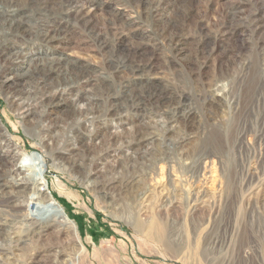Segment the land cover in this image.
<instances>
[{"label":"rangeland","instance_id":"rangeland-1","mask_svg":"<svg viewBox=\"0 0 264 264\" xmlns=\"http://www.w3.org/2000/svg\"><path fill=\"white\" fill-rule=\"evenodd\" d=\"M100 2L99 9L85 8L94 14L95 22L101 27L109 20V14L116 18L125 16L134 23L138 21L129 9L121 8L114 1ZM175 2V13L182 16L190 3L187 0ZM191 16L185 31L188 49L204 39L205 51L212 55L208 59L200 54L199 57L191 55L199 61L193 66L197 76L189 80L186 73L184 82L177 81L162 55L154 60L162 72L159 84H171L168 90L173 96L186 93L187 104L196 109V115L185 122H172L174 128L165 135L167 139L145 146V150L151 152L158 145L171 149L173 153L168 163H159L154 172L135 164L131 159L135 150L131 147L136 142L129 135L130 121L123 124L109 118L95 121L93 129L90 125L73 128L72 133L77 132L78 139L73 138L76 134H70L71 128L63 127L60 155H56L58 160L59 156L63 159L47 160L49 191L58 203L62 201L69 206L73 217L81 220L82 228H79L66 210L68 218L78 226L85 246L80 264H264V52H260L264 48V27L252 35L255 19L261 18L259 24L264 26V0H197ZM194 30L204 32L200 35L193 33ZM139 34L137 31L133 37H124L122 45L136 47ZM31 39L17 35L10 41L14 43H9L7 54L15 53L21 46L28 47ZM76 43H60L58 50L50 55L98 66L102 61L100 56L87 50L85 44ZM30 49V53L39 50L34 46ZM37 54L29 56L37 57ZM175 55L177 52L171 50L170 57L173 59ZM14 60L15 68L1 71L0 85L27 68ZM250 62L253 67L249 70L246 65ZM220 73L231 79L211 87L214 77ZM232 79L236 81L233 83ZM113 81L115 85L119 83L118 79ZM224 93H230L232 100L220 106ZM209 94L215 97L213 103V99L205 100ZM232 103L237 110H231ZM47 113L43 121L55 123L65 122L75 114L71 102L50 108ZM133 116L127 118L134 119ZM0 118L22 151L21 162L28 158L27 154L50 153L51 147L44 141L45 133L34 128V117L27 119L17 113V107L1 90ZM149 126L145 124V128L150 129ZM0 142V231L3 232L0 264H70L78 253L70 229L56 225L45 233L43 230L35 232L31 240L26 239L32 234V225L24 221L28 213L19 208L17 195L8 194L17 193L18 189L11 184L13 159L5 156L4 143L1 139ZM66 142L77 143L89 155L83 169H69L61 164ZM93 151L103 154L101 162L97 158L90 163ZM143 155L145 153L138 157ZM162 164L165 167L160 169ZM89 169L99 170L102 184L112 183L110 187L120 185L125 177H142L145 172L148 177L138 179L140 182L130 190L117 186L112 198L103 200L84 179ZM83 171L85 176H82ZM58 181L62 187L58 186ZM3 184L7 185L2 187ZM201 191L209 193L207 201L198 195Z\"/></svg>","mask_w":264,"mask_h":264},{"label":"bare ground","instance_id":"bare-ground-1","mask_svg":"<svg viewBox=\"0 0 264 264\" xmlns=\"http://www.w3.org/2000/svg\"><path fill=\"white\" fill-rule=\"evenodd\" d=\"M112 1L121 8L129 9L138 21L134 23L125 16L116 18L109 14V20L101 27L99 22H95L94 14L91 15L85 8L99 9L100 0H0V64H3L0 65V73L2 70H11L16 67L13 63L14 58V62L19 61L17 63L19 66L27 65L25 71L8 77L0 85V90L4 92L6 99L17 107V113L27 119L34 117L32 120L34 128H38L40 133H45L44 141L47 147H51L49 154H27L28 158L21 162L22 151H19V145L13 142L9 129L5 128L0 118V139L4 143L2 152L6 157L13 159L10 167L11 184H14L16 190L18 189L17 193L11 191L8 194L17 195L15 199L19 202V208L28 213L27 216L25 215L26 218L23 216L24 221L31 222L30 225H32V234L27 236V240H31L35 232L39 233L43 230L45 233L56 225L70 229L74 245L78 249L75 260L70 264H80V257L85 254V246L81 241L82 235L78 226L68 218L66 208L61 206L49 191V181L46 178V173L49 171L47 160L59 162L63 159L59 156L58 160V156L56 157L60 155L59 144L63 135L60 133L62 128H71L70 134L75 135L77 132L72 133L73 128H87L90 125L93 129L94 122L101 118H109L110 121L117 120L123 124L130 121L132 127L129 135L136 142L135 146L131 147L135 150L131 154V159L135 160V164L143 166V169L144 167L149 168L148 172H154L159 163L163 161L168 163L173 151L168 147L165 150L164 146L158 145L151 152L145 150V146L148 143L154 144L162 138L165 140V135L172 132L174 128L171 125L172 122H179V120L185 122L196 115L193 105L187 104L189 97L186 93L182 92L178 96H173L168 90L171 84L168 83L169 85L165 86L159 84L158 80L162 72L156 67L154 60L162 55L175 79L184 82L186 73L189 80L197 76L193 66L194 62L199 64V61L194 60L192 54L197 57L206 56L205 59L212 57L210 52L205 51L204 39L200 40L191 50L188 49V35L185 31L193 18L191 14L197 0H187L190 6L182 16H177L175 13L176 0ZM261 21V18L255 19L256 27L252 32L253 36L258 31H262L264 26L259 24ZM137 31L140 34L136 47L123 46L124 37L134 36ZM203 32V30H194L193 33L201 35ZM17 35L32 37L30 40L32 44H28V47L21 46L15 53L7 54L10 50L7 48L8 45L14 43L10 41L17 38ZM70 42L85 44L87 50L99 55L102 61L98 66L92 67L75 60L57 59L54 55H50L52 51L58 50L57 46L60 43L69 44ZM255 43L260 47L257 44L258 41L255 40ZM32 46L38 47L39 50L30 53ZM171 50L177 52L173 59L170 57ZM261 51L264 52V48H261ZM35 53H38L37 57H30ZM251 63L246 65L249 70L253 67ZM114 78L119 80L117 85L113 81ZM229 78L224 73L217 74L210 86L214 87L219 81ZM232 80L233 83L236 81ZM229 94L226 93L220 99L223 100L219 102L220 106L231 99ZM117 98L120 100L115 101ZM211 99L213 103L215 97L210 94L205 98V100ZM173 101L176 103L172 104ZM68 102L72 103V111L75 113L73 118L61 123L43 121L50 108L60 107L61 104ZM233 108L237 110L232 103L231 110ZM171 110L173 115L170 114ZM131 114L134 115V119L127 118ZM145 124H150V129L145 128ZM73 138H80L79 134ZM65 149L64 162L60 163L69 169L76 167L83 169L89 157L83 147H79L77 143L72 145L66 142ZM141 153L145 155L138 157ZM90 156L92 157L90 163H94L97 158L101 162L103 154L93 151ZM165 164L160 165V169H163ZM89 171L84 179L88 181V186L94 187V192H97L103 200L111 199L112 192L116 191L117 186H124L123 188L130 190L140 182H137L138 179L148 177L147 172L142 177H125L119 182L120 185L110 187L112 183L102 184L99 170L89 169ZM84 173L86 172L83 171L81 175L85 176ZM57 184L62 187L60 181ZM5 185L3 184L2 187ZM198 195L203 201L209 197L206 191H201ZM1 235H3L2 231H0Z\"/></svg>","mask_w":264,"mask_h":264},{"label":"trees","instance_id":"trees-1","mask_svg":"<svg viewBox=\"0 0 264 264\" xmlns=\"http://www.w3.org/2000/svg\"><path fill=\"white\" fill-rule=\"evenodd\" d=\"M59 203L63 206V207H65L66 208V210H67V212H68V215H69V217L71 218V219H73V220H75V222L79 225V228H82V224H81V220L79 219V217L78 218H76V217H73V215L70 213V209H69V206L65 203V202H62V201H59Z\"/></svg>","mask_w":264,"mask_h":264}]
</instances>
